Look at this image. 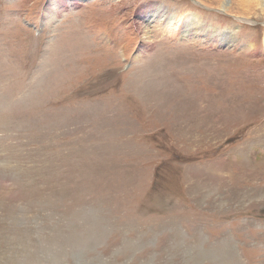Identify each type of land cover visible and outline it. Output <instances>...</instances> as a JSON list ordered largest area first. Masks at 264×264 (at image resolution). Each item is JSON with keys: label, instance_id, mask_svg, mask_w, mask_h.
I'll use <instances>...</instances> for the list:
<instances>
[{"label": "rangeland", "instance_id": "rangeland-1", "mask_svg": "<svg viewBox=\"0 0 264 264\" xmlns=\"http://www.w3.org/2000/svg\"><path fill=\"white\" fill-rule=\"evenodd\" d=\"M61 1L0 38V264H264V0Z\"/></svg>", "mask_w": 264, "mask_h": 264}, {"label": "bare ground", "instance_id": "bare-ground-1", "mask_svg": "<svg viewBox=\"0 0 264 264\" xmlns=\"http://www.w3.org/2000/svg\"><path fill=\"white\" fill-rule=\"evenodd\" d=\"M50 1V0H49ZM68 2H67V4L69 5L68 7H66V5H64V11H66L68 8H70V4H73V3H75V2H72L71 0H67ZM78 1H81V0H78ZM60 4H59V3ZM218 2H221V4L222 5H224L225 4V2H223V0H219ZM247 2H255V0H237V3H238V5H241V7L243 6L244 7V4L246 3L247 4ZM56 6V8H54V9H52V7L53 6ZM75 5V4H74ZM221 5V6H222ZM146 5H144V7H145ZM58 7V8H57ZM62 7V9H63V5H62V1L61 0H51V2L48 4V6H46V8H45V10H46V12H45V14H46V17L44 18V21H45V19H47L48 17H50V16H52L54 13H55V11H56V9H60ZM147 7V6H146ZM146 12V11H145ZM171 31V30H170ZM264 41V40H263ZM263 50H264V42H263Z\"/></svg>", "mask_w": 264, "mask_h": 264}]
</instances>
